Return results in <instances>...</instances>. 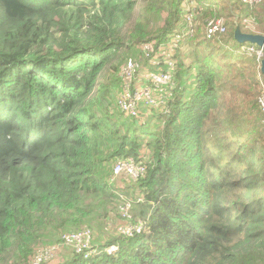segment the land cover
<instances>
[{
    "label": "trees",
    "instance_id": "1",
    "mask_svg": "<svg viewBox=\"0 0 264 264\" xmlns=\"http://www.w3.org/2000/svg\"><path fill=\"white\" fill-rule=\"evenodd\" d=\"M193 1L187 35L188 0H0V264H31L40 244L83 225L98 253L62 249L46 264H264V116L246 50L258 46L234 36L249 19L264 35V0ZM227 18L224 34L197 37ZM177 33L167 112L115 110L126 61L153 69L142 45ZM127 157L142 178L113 177ZM123 195L146 227L131 237Z\"/></svg>",
    "mask_w": 264,
    "mask_h": 264
},
{
    "label": "built area",
    "instance_id": "2",
    "mask_svg": "<svg viewBox=\"0 0 264 264\" xmlns=\"http://www.w3.org/2000/svg\"><path fill=\"white\" fill-rule=\"evenodd\" d=\"M185 5V19L187 27L185 34L192 35L194 26L195 3L193 0ZM255 2V0H245ZM226 31V24L223 19L210 20L206 24V37L212 38L215 35H222ZM183 35L177 33L173 37L162 44L155 46L153 42H147L142 45L146 57L149 58V64L154 66L153 69L142 68L139 60L130 58L122 66L119 71L120 92L118 95V109L131 118L139 119L147 116V111H155L159 113L167 112V99L171 91L175 87L174 73L176 69V61L173 59L176 49H179ZM247 53L254 55L259 64V72L256 77L261 86V92L258 97V105L264 116V79L260 73V62L264 58V51L261 47L250 45L247 47ZM138 61V62H137ZM143 69V70H142ZM113 177L126 175L131 180L136 181L145 174V165L137 162L133 157H127L116 161L112 169ZM131 202L129 199H120L118 211L121 218L126 221L119 228L122 235L131 237L135 234L142 233L146 227L142 221L131 222ZM68 248L74 254L82 256L83 259L98 253L97 247L93 244L92 233L90 229L82 228L76 231L62 233L57 244L40 247L32 258L31 264H46L55 259L61 250ZM115 246L106 249L108 253L114 252Z\"/></svg>",
    "mask_w": 264,
    "mask_h": 264
},
{
    "label": "rangeland",
    "instance_id": "3",
    "mask_svg": "<svg viewBox=\"0 0 264 264\" xmlns=\"http://www.w3.org/2000/svg\"><path fill=\"white\" fill-rule=\"evenodd\" d=\"M256 2V1H255ZM218 8V7H217ZM224 21H225V23H226V25L228 26V25H230V23H233V19H230V18H227V19H224ZM244 21V20H243ZM243 21H240V30L242 31V32H246V33H249V32H257V22H255V20L253 19H249L246 23H243ZM255 22V23H254ZM195 25H197V24H195ZM252 30V31H251ZM196 31H197V29H196ZM263 32V31H262ZM174 35H171V37H173ZM198 36H200L201 38H203L204 36H206V26H202V28H201V32L199 31L198 32V35H197V37ZM186 49H188V47L186 48ZM138 62V61H137ZM142 66V65H141ZM142 68H143V66H142ZM143 70V69H142ZM108 76H109V74H108V72L106 73V74H104L103 76H102V78L99 80V82L98 83H101V82H105V81H108ZM255 80H256V76H255ZM257 82H258V80H256ZM112 85H117V83L115 84L114 82H112ZM120 85V87H121V83H120V81H119V84H118V86ZM102 86V84H99L98 86H97V88L96 89H101L100 87ZM246 88H249L247 85H246ZM259 88L260 87H256L255 86V88L253 89V88H251V89H253V92H258L259 91ZM250 89V88H249ZM232 93H229L228 95H227V98L228 99H233V97H232V95H231ZM117 99L118 98H115L114 100H113V106H114V108H115V110H116V108H118L119 106H118V102H117ZM246 99V98H245ZM144 117H142V118H139V120L141 119H143ZM115 163L116 162H114L113 164H112V169H113V167H114V165H115ZM112 169H111V171H112ZM112 175H113V173H112ZM122 175V174H121ZM121 175H119V176H121ZM119 176H117V177H119ZM123 176V175H122ZM126 178V177H125ZM116 183H117V185H118V187H123V189H130V186L128 185V182H127V180H125V181H123V180H118V181H116ZM127 191H130V190H127ZM133 193V195H134V191L132 192ZM124 196V195H123ZM124 197H126L127 199H130L131 197H127V196H124ZM119 213V212H118ZM120 215V214H119ZM117 217V218H116ZM109 222H112L113 224H115V225H117V223L120 221V219H119V217L116 215V212L115 211H111V214H110V217H109ZM105 223H108V221H105ZM82 228H87V229H90V231H91V233H92V239H93V237H97V236H99V233L98 232H96L95 231V229H93V226L91 225V226H87V225H83L82 227H79L78 229H75V230H71V231H76V230H79V229H82ZM67 232H70L69 230L68 231H63V232H61V234L62 233H67ZM104 233H106L107 234V231L105 230V232ZM60 234V235H61ZM59 235V236H60ZM58 243V241L57 242H54V243H44V244H40V247H48V246H51V245H54V244H57ZM44 245H46V246H44ZM64 250V249H63ZM62 250V252H63V255L64 256H67L68 254H70V250L67 248L66 250H64L63 251Z\"/></svg>",
    "mask_w": 264,
    "mask_h": 264
},
{
    "label": "water",
    "instance_id": "4",
    "mask_svg": "<svg viewBox=\"0 0 264 264\" xmlns=\"http://www.w3.org/2000/svg\"><path fill=\"white\" fill-rule=\"evenodd\" d=\"M234 36L239 43H250L261 47L264 51V35L242 32L238 27L235 29ZM260 73L264 79V58L260 62Z\"/></svg>",
    "mask_w": 264,
    "mask_h": 264
}]
</instances>
